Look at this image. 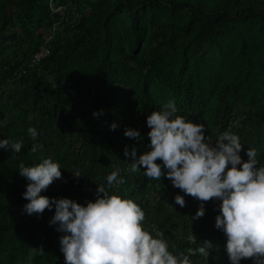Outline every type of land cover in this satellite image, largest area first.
<instances>
[{"label":"trees","instance_id":"obj_1","mask_svg":"<svg viewBox=\"0 0 264 264\" xmlns=\"http://www.w3.org/2000/svg\"><path fill=\"white\" fill-rule=\"evenodd\" d=\"M50 2L64 7L63 22H77L80 32L72 44L46 62L81 64L87 71H77L74 84H70L72 90L81 95L78 104L64 91L62 80H56L54 88H50L33 70L21 74L18 61L8 64L0 75V120L3 121L0 140L22 142L19 153L0 148V256L19 250L24 239L34 238L44 250L43 254L33 256L34 264H64L59 244L63 233L55 230L57 225L49 224L45 212L28 215L24 211L28 201L22 194L28 181L18 173L21 164L30 167L51 159L61 166L62 177L40 195L70 200L74 197L85 201L86 205L96 199V185L107 188L106 177L119 169L125 183L107 188L108 194L137 203L145 213V230L153 237L157 232L163 233L170 252L188 255L191 264H231L225 251L226 236L215 227L220 201L204 203V216L191 220L201 202L174 188L166 177L161 181L149 179L143 168L132 172V158L126 157L124 151L131 152L135 148L138 159L149 150L147 133L150 129L146 117L171 101L180 111L177 115L205 126V136L211 143L223 132L230 131L240 138L242 160L248 159L247 149L254 148L257 167L264 166V106L250 93L248 82L219 99L212 111L211 128H208L204 105L198 99L192 103L193 88L180 86L175 63L177 54L182 53L185 61L198 58L207 43L221 38L236 47L242 66L249 74L256 51L260 46L264 48V0H116L114 6L125 8L132 23L139 6L149 13L166 16V23L164 27L153 24L143 32L132 27L137 42H142L138 56L119 54L113 59L102 51L100 66L93 53L96 39L86 29L79 10L81 4L90 5V2L0 0V54L7 46L22 47L20 35L4 33L17 25L23 30L27 29V23L36 25L33 13L49 19L56 17ZM12 9L14 12L9 16ZM104 25L107 27V20ZM227 42L219 46L224 53L232 51ZM105 45H109V40ZM112 62L114 69L107 72ZM85 103L88 109L82 111L80 105ZM94 112L102 114L94 116ZM31 115L40 117L38 125L29 119ZM113 123L117 127L110 130ZM29 128L38 133L35 140L28 133ZM125 129L138 130L141 138L126 137ZM35 144L40 147L33 152ZM65 150H70L75 157L72 162L64 156ZM11 170L17 174L13 175ZM176 195L184 197L183 208L175 204ZM54 210L53 205L50 211ZM192 235L196 237L195 243ZM205 240L213 245L206 260L189 252ZM239 264L254 262L241 260Z\"/></svg>","mask_w":264,"mask_h":264},{"label":"clouds","instance_id":"obj_2","mask_svg":"<svg viewBox=\"0 0 264 264\" xmlns=\"http://www.w3.org/2000/svg\"><path fill=\"white\" fill-rule=\"evenodd\" d=\"M176 113L170 101L147 115L149 150L138 159L135 148L124 151L126 157L132 158L131 171L143 168L147 178L157 181L166 177L174 188L200 201L191 220L204 216V203L219 200L215 227L226 236L225 251L231 264L249 259L254 264H264V166L257 167V151L248 148V159L244 161L239 155L242 144L238 135L225 131L213 144L205 136L203 124ZM116 127L113 123L110 130ZM28 133L34 140L37 138L36 129L29 128ZM124 135L141 138L140 132L133 129H125ZM39 147L35 144L31 150L35 152ZM0 148L19 153L22 142L3 139ZM119 171L116 169L106 177L107 188L125 183ZM18 173L28 181L22 194L28 201L24 205L28 215H40L55 206L50 225H57L55 230L63 233L59 244L64 264H191L188 255L169 251L163 233L157 232L153 237L145 230V213L133 200L109 195L105 186L97 185L96 199L86 205L40 195L62 177L61 166L51 159L30 167L21 164ZM174 201L181 208L185 206L181 195H176ZM191 239L196 242L194 235ZM212 247L205 240L189 252L206 260ZM37 250L44 252L42 247Z\"/></svg>","mask_w":264,"mask_h":264},{"label":"rangeland","instance_id":"obj_3","mask_svg":"<svg viewBox=\"0 0 264 264\" xmlns=\"http://www.w3.org/2000/svg\"><path fill=\"white\" fill-rule=\"evenodd\" d=\"M88 4H81L79 10L86 29L96 39L94 50V59L100 66V53L106 51L109 57L124 54L126 56H138L142 42H137L132 27H137L140 32L148 30L151 25L155 24L164 27L166 16L160 13H149L145 7L137 8V15L132 23L131 18L126 9H118L114 6L116 0H86ZM50 8L57 15L54 19L34 14V22L36 25L27 23V29L23 30L22 26H16L14 29L6 31L4 35L18 34L23 39L21 48L16 49L13 46H7L0 54V75L4 73L5 67L14 61L20 62L19 71L24 74L27 70L37 72L41 80L50 84V88H54L56 80L63 82L65 92H69L72 99H76L77 104L81 100V95L76 93L70 87L76 80V72L87 71L79 64L73 66L71 63L51 64L46 62L58 51L65 48L66 45L72 44L80 32L77 22L66 24L62 17L65 11L64 7L57 6L54 2H50ZM14 12L12 9L8 14ZM107 20V27L104 22ZM86 29L83 33H86ZM109 40V45L105 42ZM226 39L217 38L213 43H207L204 47L203 54L192 60L185 61L184 55L179 53L175 57L176 69L179 74L180 86L185 89L190 86L194 89L192 103L198 99L204 105V112L207 114V127L211 128L212 111L219 99L226 93H232L235 89L245 86L243 82L247 81L250 93L258 97L260 105L264 106V48L260 46L253 58L251 71L249 74L244 70L242 61L239 59L236 47L232 43L231 52H222L219 46L223 45ZM39 61L34 59L35 55H40ZM114 64L110 65L107 72H112ZM94 71V70H92ZM80 92V89H78ZM80 97V98H77ZM82 111H87L88 103L80 105ZM180 111L177 109V113ZM29 119L35 121V125L39 124L40 117L37 115L29 116ZM3 123L0 120V125ZM70 150L64 151V156L68 162H72ZM13 175L16 171L11 170ZM79 172L76 173L78 175ZM85 186V183H82ZM68 187H65L67 189ZM75 202L85 205V201L71 199ZM46 218L52 219L55 210H45ZM37 239H24L20 244V249H13L0 256V264H34L32 258L34 255L41 254L37 248H40Z\"/></svg>","mask_w":264,"mask_h":264},{"label":"built area","instance_id":"obj_4","mask_svg":"<svg viewBox=\"0 0 264 264\" xmlns=\"http://www.w3.org/2000/svg\"><path fill=\"white\" fill-rule=\"evenodd\" d=\"M40 56H42V54H40V55H35L34 59H35L36 61H39Z\"/></svg>","mask_w":264,"mask_h":264}]
</instances>
